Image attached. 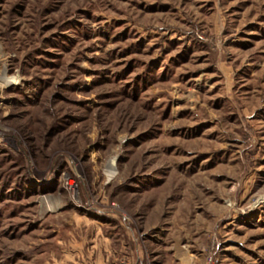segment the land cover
Instances as JSON below:
<instances>
[{"label": "rangeland", "instance_id": "obj_1", "mask_svg": "<svg viewBox=\"0 0 264 264\" xmlns=\"http://www.w3.org/2000/svg\"><path fill=\"white\" fill-rule=\"evenodd\" d=\"M0 264H264V0H0Z\"/></svg>", "mask_w": 264, "mask_h": 264}, {"label": "bare ground", "instance_id": "obj_2", "mask_svg": "<svg viewBox=\"0 0 264 264\" xmlns=\"http://www.w3.org/2000/svg\"><path fill=\"white\" fill-rule=\"evenodd\" d=\"M69 183L71 184V185H73V183H74V180L69 176Z\"/></svg>", "mask_w": 264, "mask_h": 264}]
</instances>
